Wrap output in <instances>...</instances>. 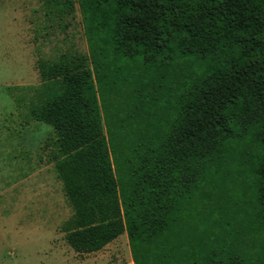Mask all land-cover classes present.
<instances>
[{
  "label": "trees",
  "instance_id": "obj_1",
  "mask_svg": "<svg viewBox=\"0 0 264 264\" xmlns=\"http://www.w3.org/2000/svg\"><path fill=\"white\" fill-rule=\"evenodd\" d=\"M38 1L86 48L35 60L25 116L52 128L67 247L264 264V0Z\"/></svg>",
  "mask_w": 264,
  "mask_h": 264
},
{
  "label": "rangeland",
  "instance_id": "obj_2",
  "mask_svg": "<svg viewBox=\"0 0 264 264\" xmlns=\"http://www.w3.org/2000/svg\"><path fill=\"white\" fill-rule=\"evenodd\" d=\"M64 25L48 28L38 0L0 3V264H132L124 234L84 257L64 243L71 211L50 159L52 128L25 118L35 60L86 50L78 13Z\"/></svg>",
  "mask_w": 264,
  "mask_h": 264
},
{
  "label": "crops",
  "instance_id": "obj_3",
  "mask_svg": "<svg viewBox=\"0 0 264 264\" xmlns=\"http://www.w3.org/2000/svg\"><path fill=\"white\" fill-rule=\"evenodd\" d=\"M2 0H0V3H1Z\"/></svg>",
  "mask_w": 264,
  "mask_h": 264
}]
</instances>
